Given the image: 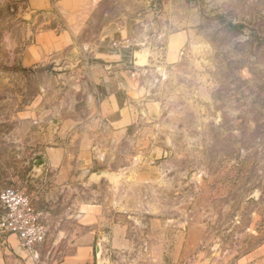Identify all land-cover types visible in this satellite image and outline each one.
<instances>
[{
	"label": "rangeland",
	"instance_id": "rangeland-1",
	"mask_svg": "<svg viewBox=\"0 0 264 264\" xmlns=\"http://www.w3.org/2000/svg\"><path fill=\"white\" fill-rule=\"evenodd\" d=\"M51 1L0 0L4 186L31 191L48 147L82 141L94 152L76 188L108 211L98 244L112 264H264V0H103L70 15ZM126 24L148 50L116 134L86 65L97 36Z\"/></svg>",
	"mask_w": 264,
	"mask_h": 264
},
{
	"label": "crops",
	"instance_id": "crops-1",
	"mask_svg": "<svg viewBox=\"0 0 264 264\" xmlns=\"http://www.w3.org/2000/svg\"><path fill=\"white\" fill-rule=\"evenodd\" d=\"M101 1L60 0L58 5L63 13L70 15ZM51 2L27 0L33 12L48 10ZM128 25L105 28L97 36L91 60L86 65L88 79L97 95L98 120L104 121L111 130H118L116 134H122L134 118L131 104L135 75L146 66L137 61L138 57L144 59L148 50L138 32L141 27ZM188 40L189 34L185 29L172 33L166 39L168 52H176ZM30 56L28 61H32ZM90 146L81 141L75 147L46 149L45 167L40 174L29 176L34 180L30 181L33 189L28 191L36 194V208L42 213V221L48 228L46 242L29 252L14 238L6 240L0 237V264H112L106 243L101 245L100 256L96 252L104 235L102 229L108 211L106 213L102 205L93 203L95 200H91L89 193L76 188L83 179L77 177L79 171L86 175L91 167L94 150L89 149ZM81 183L88 187L87 183ZM4 188L0 181V191ZM108 244L111 245L110 239Z\"/></svg>",
	"mask_w": 264,
	"mask_h": 264
},
{
	"label": "built area",
	"instance_id": "built-area-1",
	"mask_svg": "<svg viewBox=\"0 0 264 264\" xmlns=\"http://www.w3.org/2000/svg\"><path fill=\"white\" fill-rule=\"evenodd\" d=\"M48 228L36 208V194L19 186L0 191V237L14 238L29 252L46 242Z\"/></svg>",
	"mask_w": 264,
	"mask_h": 264
},
{
	"label": "water",
	"instance_id": "water-1",
	"mask_svg": "<svg viewBox=\"0 0 264 264\" xmlns=\"http://www.w3.org/2000/svg\"><path fill=\"white\" fill-rule=\"evenodd\" d=\"M42 164H44V160L43 159H39L37 161V166L40 168L42 166ZM94 177L95 179H101V178H109L110 181H115V176H113L111 173H108V172H97L94 174ZM96 252H97V255L100 256L101 255V245H97V248H96Z\"/></svg>",
	"mask_w": 264,
	"mask_h": 264
},
{
	"label": "trees",
	"instance_id": "trees-1",
	"mask_svg": "<svg viewBox=\"0 0 264 264\" xmlns=\"http://www.w3.org/2000/svg\"><path fill=\"white\" fill-rule=\"evenodd\" d=\"M231 27H234V28H240V26H239V27H235V26H233V24H231Z\"/></svg>",
	"mask_w": 264,
	"mask_h": 264
},
{
	"label": "bare ground",
	"instance_id": "bare-ground-1",
	"mask_svg": "<svg viewBox=\"0 0 264 264\" xmlns=\"http://www.w3.org/2000/svg\"><path fill=\"white\" fill-rule=\"evenodd\" d=\"M141 60L140 59H138V61L137 62H140ZM143 62V61H142ZM145 63V62H144ZM144 63H141V64H144ZM139 64V63H138Z\"/></svg>",
	"mask_w": 264,
	"mask_h": 264
}]
</instances>
